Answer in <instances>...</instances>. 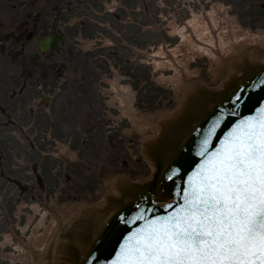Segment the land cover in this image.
<instances>
[{
    "label": "flooded vegetation",
    "instance_id": "1",
    "mask_svg": "<svg viewBox=\"0 0 264 264\" xmlns=\"http://www.w3.org/2000/svg\"><path fill=\"white\" fill-rule=\"evenodd\" d=\"M108 1L0 0V228L14 212L46 209L52 218L106 190L107 147L119 142L118 129L109 131L106 81L96 88L85 72L76 76L77 64L52 57L64 52L60 23L79 16L87 32L106 36L139 27L151 3L120 0L126 6L109 13ZM49 36L59 43L40 51Z\"/></svg>",
    "mask_w": 264,
    "mask_h": 264
},
{
    "label": "snow or ice",
    "instance_id": "2",
    "mask_svg": "<svg viewBox=\"0 0 264 264\" xmlns=\"http://www.w3.org/2000/svg\"><path fill=\"white\" fill-rule=\"evenodd\" d=\"M244 92L197 133L192 171L171 169L165 195L120 217L142 226L123 236L111 264H264V104L243 115Z\"/></svg>",
    "mask_w": 264,
    "mask_h": 264
},
{
    "label": "water",
    "instance_id": "3",
    "mask_svg": "<svg viewBox=\"0 0 264 264\" xmlns=\"http://www.w3.org/2000/svg\"><path fill=\"white\" fill-rule=\"evenodd\" d=\"M49 45L50 39H47L41 43V48H48ZM228 62L234 63L230 65L221 88L211 89L198 81L190 83L177 110L159 120L158 135L142 142L141 152L154 168L151 179L134 183L126 177L117 178L113 185L118 194L108 195L102 207L81 209L60 229L41 264H111L123 236L142 226H126L120 217L130 216L128 210L140 203L142 198L155 200L165 195L169 190L166 185L171 184L166 180L171 169L183 165L188 173L192 171L194 160L199 162V158L194 157L190 145L200 129L207 127L217 110L221 106L230 107L229 100L234 98V93L244 88L245 103L241 112L243 115L256 113V109L264 104V88L252 85L264 79V54L261 58L242 55L240 60ZM216 143L218 146L219 141ZM176 183L181 185L182 181L177 179ZM165 202L160 200L158 206ZM157 214L166 213L160 211Z\"/></svg>",
    "mask_w": 264,
    "mask_h": 264
},
{
    "label": "rangeland",
    "instance_id": "4",
    "mask_svg": "<svg viewBox=\"0 0 264 264\" xmlns=\"http://www.w3.org/2000/svg\"><path fill=\"white\" fill-rule=\"evenodd\" d=\"M157 1L158 0H153L154 3ZM175 1L176 0H171V3ZM157 3L158 5L156 4L155 7L152 5V10L154 7L153 12L156 13L154 20L149 21L145 19L140 24L141 26L150 25L153 27L154 23L159 24L155 27L156 30L145 32L142 30L143 27L141 26L137 28L132 25L123 26V28L116 29V34L121 38H113L112 42L115 46L109 50L105 49L87 52L89 41H86L88 36H85V34H89V32L85 31L87 28H85L86 20L84 21V18L74 16L71 20L64 21V24L60 23L64 31L63 34L66 36V41L63 46L64 52H61L63 54L60 53L59 57L55 55L52 59L54 61L58 59L63 64H77L76 76H78L79 71L85 72V76L92 78V83L96 88L99 86L97 85L98 79L105 73L111 81L120 77L131 78L132 80L122 81V83H132L136 89L134 93V116L128 114L127 116L132 123L134 119H145L143 128L136 125L137 132H134V136L129 135L131 131L130 125L132 124H128V120H126L123 124L125 133V135L123 133V144L113 142V144L108 145L107 171L106 175L102 178L105 186V182L109 181L118 170L125 174H130V178L133 180H146L150 178L152 168L145 161L140 152V141L144 136L156 133V120L168 115L177 106L176 98L178 93L174 90V86L168 82H161L163 77L170 79L175 77L177 70L168 66H165L163 69L161 67L156 68L154 65L155 62H153L158 60L163 62V64H171L169 62V56L166 55L168 60L165 59V55H163L161 49L159 50L160 46L164 43L163 34L160 35L157 33L162 20V18H160L161 20L159 19L158 15L160 9L163 8L161 7V0L160 3ZM217 3L223 4L225 7L229 8L228 15L237 19L240 28L250 33H256L258 31L264 32V0H202L203 6L201 8H204V12L208 13L211 11L212 5ZM191 6L194 5L191 4ZM194 7H196L195 9L198 11L201 10L198 6ZM171 13L174 14L173 11H171ZM168 14L169 10L163 9L162 16L164 15L167 19ZM123 21L126 22L124 19L122 22ZM166 24L167 22H163V27H166ZM65 29H67L66 32ZM190 33L191 31L186 34L189 35ZM167 42L172 44L169 49H175L176 52L178 51L177 48L183 45V38L182 40L176 38ZM125 44L130 45V47H126ZM149 45L154 46L153 50L149 49ZM136 48L137 50L144 51L143 56L140 58V60H144V64H140L139 62V64H132L136 61L135 58H137ZM258 48L259 47L251 46L249 50H256ZM260 49L264 50V48ZM150 55H155L157 58H152ZM194 56H196V54ZM198 57L199 58L195 61H190L188 63L192 72L191 75L195 76V74H198L199 80L212 86L218 85L224 78L225 64H221L217 67L216 64H220V62L216 61L215 58L204 55V53L199 54ZM178 59L179 62H182L184 60L183 54L180 55V58H177V60ZM107 60L112 61V64H108ZM174 64L176 63L174 62ZM211 69L214 71H211ZM213 72L219 75L213 76ZM81 76H84V74ZM215 77L219 79L215 81ZM85 121L87 122V117ZM132 140H134V145L130 143ZM99 192L103 195L105 189ZM5 230V226L0 228V234Z\"/></svg>",
    "mask_w": 264,
    "mask_h": 264
},
{
    "label": "bare ground",
    "instance_id": "5",
    "mask_svg": "<svg viewBox=\"0 0 264 264\" xmlns=\"http://www.w3.org/2000/svg\"><path fill=\"white\" fill-rule=\"evenodd\" d=\"M187 25L191 33L186 34L185 29L179 33L183 38V45L176 51L178 54H184L182 64H174L172 58L170 59L171 62L173 61L171 64H154L156 68H163L165 65L177 70L175 77L161 79V82H168L177 90H183L187 80L192 77L188 64L193 58L191 52L196 55L204 53L208 57L215 58L220 62V64H216L217 67L225 64L226 73L229 71V66L234 63L228 62V60H238L243 54L252 58H261L264 54L261 50H249L251 46L264 48V32L250 33L240 28L237 19L230 17L227 7L222 4H215L208 13L194 14L193 19ZM211 71L214 70L211 69ZM218 75L213 72V76ZM127 99V95L122 96L123 102ZM144 120V118L136 119V122L143 127ZM73 209L74 207L62 213V219H67ZM56 216L54 215V217ZM41 257L39 256L36 264L39 263Z\"/></svg>",
    "mask_w": 264,
    "mask_h": 264
}]
</instances>
